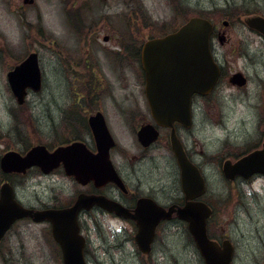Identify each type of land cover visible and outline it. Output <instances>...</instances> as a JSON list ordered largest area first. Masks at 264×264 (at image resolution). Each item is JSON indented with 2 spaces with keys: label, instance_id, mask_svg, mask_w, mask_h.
Wrapping results in <instances>:
<instances>
[{
  "label": "rangeland",
  "instance_id": "obj_1",
  "mask_svg": "<svg viewBox=\"0 0 264 264\" xmlns=\"http://www.w3.org/2000/svg\"><path fill=\"white\" fill-rule=\"evenodd\" d=\"M24 1L0 0V159L8 150L21 151L38 143L53 144V115L58 106L76 101L75 97L86 89L84 61L81 62L88 50L97 52L101 80L106 85L103 90L114 91L105 106L140 108L148 105L145 82L136 61L144 43L176 30L192 16L207 15L218 26L226 42L216 40L215 45L221 53L236 50L231 69L245 72L249 83L244 89L223 83L206 99H198L192 126L180 128L179 133L210 187L216 209L214 230L230 234L237 244L235 264H261L264 176L229 179L223 172V164L264 148V43L245 23L247 16L264 14V0ZM114 49L119 53L114 54ZM32 52L38 55L42 88L36 92L30 89L25 102L20 104L10 88L7 73ZM106 52L113 54V60H109L116 65L102 58L101 53ZM66 61L70 69L67 78ZM79 62L81 66L75 67ZM129 65L136 71L134 76H127ZM117 66L126 76L120 81L113 79L119 71ZM126 125L112 126L111 130L119 148L131 155L133 150L136 152L132 148L137 142L132 125ZM153 155L157 156L154 163L145 164V169L153 166L151 172L145 171V178L152 184L165 183L169 194L179 195L181 186L175 182L172 161L163 158L165 150L153 151ZM4 176L0 168V187ZM56 179V176L41 178L33 172L10 180L24 205L39 206L54 197ZM57 183L73 191L81 190L70 179L61 178ZM84 221L90 237V249L85 256L88 264H205L182 221H167L159 226L150 255L138 248L134 224L101 212H94ZM48 226L17 222L0 244V264H63L62 256L54 253Z\"/></svg>",
  "mask_w": 264,
  "mask_h": 264
},
{
  "label": "water",
  "instance_id": "obj_2",
  "mask_svg": "<svg viewBox=\"0 0 264 264\" xmlns=\"http://www.w3.org/2000/svg\"><path fill=\"white\" fill-rule=\"evenodd\" d=\"M33 2V0H25ZM246 25L264 34V17L250 15ZM227 25L228 21H224ZM214 24L210 19L193 16L177 30L161 37L147 40L142 48V63L146 73V97L157 124L172 127L171 145L181 169L184 206L169 210L153 201H141L136 212L105 197L80 194L75 203L63 209L34 210L27 208L16 199L12 185L6 181L0 187V240L11 225L20 218L33 217L35 221L49 220L54 239L60 243L64 264H87L84 257L85 237L80 233L78 215L94 204L115 211L124 217L138 221L136 242L143 253H149L155 237L156 226L162 219H171L174 211L180 219L188 222V228L200 249L206 264H231L233 246L225 240L223 246L209 239L207 218L211 208L203 201L193 200L205 192V178L200 169L189 160L176 134L174 122L191 126V101L195 93L206 95L212 91L220 74L210 48V38ZM108 39V37H105ZM10 88L18 103L23 104L29 89L34 92L42 88V72L36 52L30 53L22 62L7 73ZM231 81L243 85L246 78L236 73ZM98 153H91L82 143L60 146L50 151L46 145L38 144L22 155L8 151L0 159L3 172H26L32 166H39L45 173L51 172L61 161L68 175L79 182L94 180L97 183L114 181L123 184L109 157L115 140L101 113L91 119ZM159 132L153 125L143 126L139 140L149 145L157 139ZM223 172L229 179L240 175L249 178L255 173L264 174V148L256 149L237 161H225Z\"/></svg>",
  "mask_w": 264,
  "mask_h": 264
},
{
  "label": "flooded vegetation",
  "instance_id": "obj_3",
  "mask_svg": "<svg viewBox=\"0 0 264 264\" xmlns=\"http://www.w3.org/2000/svg\"><path fill=\"white\" fill-rule=\"evenodd\" d=\"M261 15L264 16L263 13ZM255 32L258 33L260 39L264 43V34L261 32H257V31ZM107 37L109 38V36ZM216 40L220 42L221 44H224L226 42V36L223 35V33L218 29L217 25H215V28L211 35V51L213 53V56L216 62L219 65L220 76L212 92L219 90L223 83L225 85L229 84L231 87L238 88V89L246 88L247 84L249 83V77L245 74V72L239 69L232 70L230 66L231 65L230 62L233 59V57L235 55L237 56V54L235 53L236 50L233 49L231 52L228 50V51L221 53L220 49L215 45ZM117 47L119 48L120 46H117ZM117 52L118 50H115V49L113 50L114 54ZM96 54L97 52L95 50H93V52L88 50V52L86 53V56H84V58L82 59L81 63H83L84 61V67L82 70L83 82H84L83 84L86 87V89L84 90L82 95L75 97L76 101H73L68 105L58 106L57 112H55L53 115V122L55 124L54 125L55 126V134H54L55 140L53 144L46 145V146L48 147L50 151H54L60 146H67L72 143H82L83 145L86 146V148L91 153L97 154L98 153L97 139H96L94 130L91 125V119L97 116V114L101 113L104 117V120L109 130L111 131L116 141V144L110 149L109 154H110L111 161L113 162L120 178L123 181V184L122 185L117 184L114 181H108L105 183L104 182L97 183L94 180L87 181L86 183H79L74 177L68 175L65 165L62 161L59 164H57V166L50 173H45L39 166H32L28 168L25 173H21V172L5 173L4 181L8 180L12 184V180H10L12 177H23L24 178L33 172L37 173L39 177L41 178L42 177L53 178L54 176H56L57 177L55 181L56 183L53 187L54 197L51 199L49 203L42 204L39 206L25 205L35 210H49V209L57 210V209H63V208L70 207L74 204L75 200L80 194H85L87 196L105 197L111 201L117 202L118 204H120L125 209L129 210L130 213H133V214L136 212V209L142 200H144L145 202L149 200L153 201L160 207L165 208L167 210L170 209L171 207H174L175 209H177L178 207L183 206L186 202V199L182 191L181 171L178 166L177 159L173 153L171 142H170L171 128L161 127L156 124L154 117L151 113V107L149 106V104L147 106L140 107V108L136 106L121 107V105L119 107H116V106L106 107L105 101L106 100L109 101V99L114 96L113 95L114 91L109 92L110 90H108V92L106 93V90H103V87H105L106 85L103 84L104 82L102 83V80H101V76H100L101 75V64H100L99 58L96 57ZM101 54H102V58L103 59L106 58L112 64V66L116 65L114 61L109 60V58L113 60L112 59L113 54L107 53V52L101 53ZM141 54H142V49L140 50L139 57L136 61L139 63L138 66L140 70L139 71L140 76H142V79L145 81V71L142 65ZM67 65L68 63L66 64V68H65L66 78L70 75V69H69V66ZM131 65H133V62H131ZM131 65H129L130 68L127 71L128 73L127 76L129 75L134 76L136 74V71L133 70ZM79 66H81L80 62L77 63L75 67L78 68ZM117 67L119 71L116 72V74L114 75V77L116 78L115 79L113 77L114 81H118V80L120 81L123 78V76L124 78H126V76L124 75L125 72L121 71V68L119 66ZM77 68H75V77L78 76ZM239 72L243 73L247 79L246 83L243 86H239L231 81L232 75L235 73H239ZM110 75H112L111 72H110ZM207 96H199V95L193 96V101H192L193 113L195 112V109L197 108L196 101L200 98L206 99ZM129 123L132 125V133H134V135L136 136V142H137L136 147L132 148V149H135L136 152H134L133 150L134 153L132 152L131 155L125 154L124 151L121 148H119V142L117 141L112 131L113 129L111 130L112 126L116 128L122 125L121 127H123ZM149 124L154 125L158 129L159 136L157 140H155L151 144L144 145L139 140L138 133L143 126H147ZM182 127L185 128L179 122L175 123L176 132L185 148L187 156L189 157L191 161H193L195 164L201 167L195 160L191 151L188 149V147L184 143L179 133L180 128ZM38 144H41V143H38ZM31 147L29 148L26 147L24 148V150H21L19 152L24 155ZM158 150H165L166 155H163V158L168 159L169 157L173 163L175 182H178V184L180 183V186H181V191L179 195L174 196L173 194H169L166 191L165 183L152 184L150 181H148L145 178V175L151 172L152 167H153L152 165H149L150 168L145 169L146 165L150 163H154L155 157L157 156L153 155V151H158ZM61 178L63 179V181L67 179H70V181L71 180L75 181L78 185L81 186V190L73 191L71 188H68L66 185H62L63 182L59 185L57 182ZM206 184H207L206 193L202 197L197 198V200H203L212 209L211 215L209 216L208 221H207L208 236L211 240L218 242L221 246L223 245V241L226 239H229L232 242L233 260L231 264H235L237 244L234 241H232L231 237H229L230 234H221V233H217L214 230L215 224H213V218L216 213V209H215V204L213 202L214 200L212 198L213 197L212 193H209L210 187L208 188L207 179H206ZM94 212H101L102 214L112 219H115V220L130 222L134 224L138 229V221L132 216L124 217L122 215H119L115 211L113 212L108 211L105 208L99 206L98 204H94L90 209H83L79 214V223L81 226V231L86 237V243H85V248H84L85 256L88 253V250L90 249L89 248L90 237L85 232L84 219L88 216H92ZM178 220L182 221L183 223L187 225L185 221L180 220L177 217L176 212L173 213L171 220L169 221L162 220L158 224L156 228L155 239L152 244V252H153V249L156 243V236L158 233L159 226L167 221L175 222ZM20 221H28L31 223H47L49 225L48 228L50 227V230H51V223L48 220H44L42 222H36L34 218L26 217V218H22L16 221L15 224ZM15 224H13V226ZM5 236L0 241V244L4 240ZM192 241L195 243L193 237H192ZM53 244H54V247H53L54 253L58 254L59 256H62L63 253H62L60 244L57 243L55 240L53 241ZM195 246H196L198 253L202 256L196 243H195ZM152 252L149 253V255L152 254ZM259 257L264 258V247L261 250H259ZM261 264H264V261Z\"/></svg>",
  "mask_w": 264,
  "mask_h": 264
},
{
  "label": "trees",
  "instance_id": "obj_4",
  "mask_svg": "<svg viewBox=\"0 0 264 264\" xmlns=\"http://www.w3.org/2000/svg\"><path fill=\"white\" fill-rule=\"evenodd\" d=\"M203 17H207V18H209L207 15H203Z\"/></svg>",
  "mask_w": 264,
  "mask_h": 264
}]
</instances>
